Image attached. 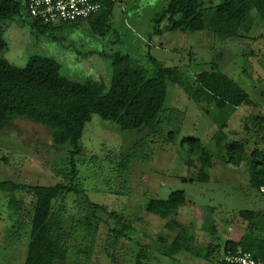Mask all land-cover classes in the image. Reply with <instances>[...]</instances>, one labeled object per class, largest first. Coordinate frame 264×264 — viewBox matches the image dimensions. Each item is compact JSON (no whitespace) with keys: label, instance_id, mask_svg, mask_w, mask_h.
<instances>
[{"label":"rangeland","instance_id":"obj_1","mask_svg":"<svg viewBox=\"0 0 264 264\" xmlns=\"http://www.w3.org/2000/svg\"><path fill=\"white\" fill-rule=\"evenodd\" d=\"M114 1L109 25L97 31L92 22H84L56 26L55 31L43 34L31 27L30 17L16 19L5 34L8 49L3 56L19 68L33 55L54 57L65 76L85 81L109 80L112 56L121 52L147 69L154 68L153 58L179 67L195 86V76L213 70L218 63L249 94L251 104L218 112L210 95L202 92L197 102L175 85L170 89L171 107L184 117L181 125L174 117L178 124L173 128L119 133L111 123L93 115L80 143L83 154L77 157L79 184L91 202L126 220L133 229L116 239L115 221L99 212V221L93 220L96 239L91 238L83 225L87 223L84 208L69 195L55 204L63 226L73 233L62 264H135L141 244L151 245L165 235L172 239L175 226L195 234L196 245L190 251L211 263L224 253L229 240L264 242V193L252 186L249 164L238 167L228 162L235 141L248 139L254 146L264 134V122L254 123L256 116H264V21L255 13L247 39H221L208 32L156 35V19L168 1ZM221 2L212 0L213 6ZM245 126L251 129L249 133ZM171 131L179 132L175 142L167 139ZM192 138L200 139L204 151L213 155L214 165L206 171L209 182L196 180L202 167L191 150L194 145L182 144ZM68 157L67 149L53 145L51 131L31 120L15 118L0 131V181L54 186L63 181L60 171ZM178 191L186 194L187 201L168 222L146 212L150 200H166ZM15 195L25 201L26 216L32 210V196ZM10 197L8 192L0 194V264H25L30 221L26 218L18 231L8 208ZM241 212H253L255 217H243ZM156 252L147 264H190L181 261L177 252L168 257Z\"/></svg>","mask_w":264,"mask_h":264},{"label":"trees","instance_id":"obj_2","mask_svg":"<svg viewBox=\"0 0 264 264\" xmlns=\"http://www.w3.org/2000/svg\"><path fill=\"white\" fill-rule=\"evenodd\" d=\"M166 1L167 6L156 19V35L178 31L188 34L208 32L221 39H247L255 13L264 21V0H222L218 6H213L212 0ZM114 7V0H104L100 12L87 20L50 25L30 17L25 0H0V131L15 118L31 120L49 129L53 145L67 149L69 155L64 171H60L63 181L54 186L0 181V194H11L8 208L17 221L18 231L26 218L30 221L25 264H62L66 261L73 233L63 226L61 213L56 212L55 204L69 195H74L77 203L84 208L83 219L87 223L83 225L88 227L91 238L96 239L97 227L93 220L99 221V212H105L115 221L113 233L116 239L125 237L126 232L133 229L126 220L115 216L113 212L109 213L104 206L91 202L79 184L77 157L83 154L80 143L93 115L111 123L119 133H157L161 126L173 128L178 124L174 117L180 119V125L184 117V113L171 107L170 89L175 85L197 102L202 92L210 95L218 112L228 107L251 104L249 94L236 80L222 72L216 66L218 63H214L213 70L198 73L195 86L185 78L179 67L167 66L153 58L154 68L147 69L129 54L121 52L112 56L109 80L101 78L85 81L65 76L60 62L54 57L33 55L24 68H19L3 56L8 49L5 34L16 19L30 17L31 27L43 34L55 31L53 28L56 26L84 22H92L91 27L97 31L109 25ZM261 122H264V116H256L254 123ZM246 130L249 133L251 129L247 127ZM178 134L171 131L167 139L175 142ZM259 141L260 145L255 142L254 146L247 141H235L229 148L228 162L235 166L247 162L251 184L261 191L264 188V134ZM185 142H192L194 149L191 150L202 167L196 180L209 182L206 171L213 165V155L204 151L200 139H184L182 144ZM124 164L119 166L121 171L124 170ZM17 192L32 196V210L26 216V203L16 197ZM186 201L184 192H174L166 200H150L146 212L168 222ZM240 214L251 219L255 217L253 212ZM173 232L175 235L172 240L167 235H157V240L151 245L141 244L135 264H147L155 258L156 251L168 257L173 253V248H195L196 237L189 228L175 226ZM126 239L130 240L128 235ZM229 248L247 250L256 259L264 261V242H227L226 249Z\"/></svg>","mask_w":264,"mask_h":264},{"label":"built area","instance_id":"obj_3","mask_svg":"<svg viewBox=\"0 0 264 264\" xmlns=\"http://www.w3.org/2000/svg\"><path fill=\"white\" fill-rule=\"evenodd\" d=\"M104 0H25L31 18L44 24H70L98 14ZM264 192V188L261 189ZM218 264H264L247 250L225 249Z\"/></svg>","mask_w":264,"mask_h":264},{"label":"crops","instance_id":"obj_4","mask_svg":"<svg viewBox=\"0 0 264 264\" xmlns=\"http://www.w3.org/2000/svg\"><path fill=\"white\" fill-rule=\"evenodd\" d=\"M229 108L230 107L225 108L224 110L227 109V111L232 112V110L233 111L234 110H237L239 107H237V108H231V109H229ZM246 128H247V126H245L244 129L246 130ZM244 141L249 142L248 139H245ZM256 143H258L260 145V141L259 142H256ZM262 146H264V145H262ZM246 164H248V163L247 162H243L240 166L246 165ZM213 165H214V161H213ZM240 166H238V167H240ZM209 181H210V179H209ZM262 193H264V192H262ZM228 242H234V241L233 240H229ZM225 249H226V246H225ZM178 250H182V252L179 253ZM190 250H193V249H174V248L172 249L173 252H177V254H179V256H181V259L183 258L181 261L186 262V263L189 262L190 264H218V260L215 263H211L210 262V259H205V258H203V256L201 257L199 255V253H194L193 251H190Z\"/></svg>","mask_w":264,"mask_h":264}]
</instances>
